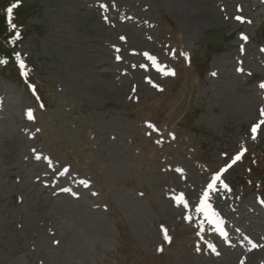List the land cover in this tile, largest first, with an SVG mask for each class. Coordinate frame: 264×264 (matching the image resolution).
<instances>
[{
	"label": "rangeland",
	"instance_id": "rangeland-1",
	"mask_svg": "<svg viewBox=\"0 0 264 264\" xmlns=\"http://www.w3.org/2000/svg\"><path fill=\"white\" fill-rule=\"evenodd\" d=\"M18 1L43 92L0 67V264H264V0Z\"/></svg>",
	"mask_w": 264,
	"mask_h": 264
},
{
	"label": "trees",
	"instance_id": "trees-1",
	"mask_svg": "<svg viewBox=\"0 0 264 264\" xmlns=\"http://www.w3.org/2000/svg\"><path fill=\"white\" fill-rule=\"evenodd\" d=\"M13 4H17V7L13 8L12 15L9 17L7 8L11 7ZM27 13L28 11L24 4L18 0H0V59L6 61V63L0 65L2 69L7 70L10 75L16 77L21 83L23 81L26 82L32 89L36 98L40 99L39 94L43 92L42 83L38 84L35 81L34 76L30 75L29 68L17 66V64H20V61H16L13 45L17 43L18 39L15 40L14 43H9L16 32H19L20 36V29H22L21 27L24 24L25 18L28 16ZM9 22L16 26L15 29L9 28ZM18 70H22V76ZM247 174L248 182L255 183L256 181L254 185L255 190L264 196V158H258V160L252 164V170H247Z\"/></svg>",
	"mask_w": 264,
	"mask_h": 264
},
{
	"label": "snow or ice",
	"instance_id": "snow-or-ice-1",
	"mask_svg": "<svg viewBox=\"0 0 264 264\" xmlns=\"http://www.w3.org/2000/svg\"><path fill=\"white\" fill-rule=\"evenodd\" d=\"M15 7H17V4H13L11 7L7 8V13H8V16L9 17H11L12 12H13V8H15ZM100 7L106 9V5L101 4ZM236 19L242 20L241 17H236ZM15 27L16 26L14 24H11L9 22V28L10 29H15ZM17 39H19V32H16L15 33V36L9 41V43H14L15 40H17ZM121 39H123V37H121ZM242 39H245L246 40L247 38L242 36ZM117 51H119V49H117ZM16 58H17V60L20 59L19 54H16ZM117 59L119 60L120 57H117ZM3 63H6V61L3 60V59H0V64H3ZM20 67L21 68H24L23 62H20ZM238 71H241V69H238ZM260 88L262 90H264V83H261L260 84ZM261 116H264V109L261 110ZM28 117H29V119L32 118L31 112L28 113ZM260 124H264V120H261L260 123L254 125L252 127V129H251V132L253 134V137H252L253 139H255V137H256L257 130L259 129ZM148 127H153V126L149 124ZM241 155H242V152L240 154H237L232 159V161H231L230 164L226 165L224 169H221L220 170V173L214 174L211 177V182L208 183L206 190L203 191L202 196L200 198V204H199L198 211L203 212V214L205 215V217L207 219H209L210 222H214L217 226H219V224L221 223V221L217 218L218 214L216 212L212 211L211 205L208 204L207 201L210 199V193H212V192H214V191L217 190L216 189V184H217V181L219 180L220 175L224 171H226L227 168L231 167V164H233L237 160H239ZM220 185L222 187H224L225 189H227V186L223 184V181H220ZM262 203H264V201H262ZM185 219H188V217H185ZM164 231H165V235H164L165 241H169L170 242V237L167 236L166 230H164ZM221 235H226V234L223 233L222 230H221ZM248 243L250 245V249L249 250H252V249H255V248L259 247V245H257L256 243L252 242L251 240H249ZM210 248H212V251H215V249H214L213 246H210ZM197 250H199V249H197ZM241 264H243V261H241Z\"/></svg>",
	"mask_w": 264,
	"mask_h": 264
}]
</instances>
